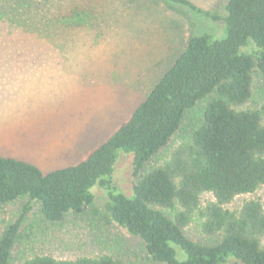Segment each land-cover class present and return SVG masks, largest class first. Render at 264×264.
I'll return each mask as SVG.
<instances>
[{"label":"trees","instance_id":"16d2710c","mask_svg":"<svg viewBox=\"0 0 264 264\" xmlns=\"http://www.w3.org/2000/svg\"><path fill=\"white\" fill-rule=\"evenodd\" d=\"M154 1L221 20L223 29L189 37L127 121L77 164L43 173L29 162L0 156V205L25 198L21 219L37 203L41 219L59 223L92 206L93 189L100 187L106 201L94 215L139 238L151 261L264 264V208L253 199L227 208L238 196L264 187V104L252 105L256 79L264 87V0H226L222 15L188 0ZM198 105L187 140L146 169ZM120 153L133 156L131 196L113 179ZM204 194L211 199L201 205ZM195 220L203 235L216 238L213 243L185 236ZM22 221L0 231V264H11ZM17 264L123 262L107 255L75 260L34 255Z\"/></svg>","mask_w":264,"mask_h":264},{"label":"rangeland","instance_id":"374dc122","mask_svg":"<svg viewBox=\"0 0 264 264\" xmlns=\"http://www.w3.org/2000/svg\"><path fill=\"white\" fill-rule=\"evenodd\" d=\"M188 1L222 15L226 0ZM222 29L221 20L154 0H0V156L29 162L43 173L77 164L127 121L189 37L218 35ZM263 104L258 78L252 105ZM199 109L186 114L146 169L163 163L187 140ZM132 158L120 153L113 173L126 196L135 181ZM93 194L92 206L59 223L41 219L37 203L21 219L25 198L0 205V231L23 220L10 263L34 255L58 260L107 255L123 264H159L139 238L98 220L94 212L102 211L106 197L100 187ZM210 199L202 195L201 205ZM251 199L264 208V187L238 196L227 208L238 209ZM184 234L199 244L216 239L203 235L196 220Z\"/></svg>","mask_w":264,"mask_h":264},{"label":"crops","instance_id":"0c3cea01","mask_svg":"<svg viewBox=\"0 0 264 264\" xmlns=\"http://www.w3.org/2000/svg\"><path fill=\"white\" fill-rule=\"evenodd\" d=\"M69 166H71V165H69ZM64 167H67V166H60L59 168H64Z\"/></svg>","mask_w":264,"mask_h":264}]
</instances>
